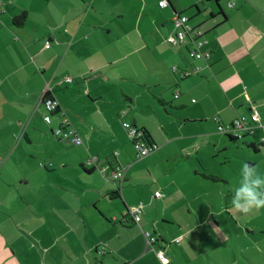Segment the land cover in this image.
Returning a JSON list of instances; mask_svg holds the SVG:
<instances>
[{
    "label": "crops",
    "instance_id": "crops-1",
    "mask_svg": "<svg viewBox=\"0 0 264 264\" xmlns=\"http://www.w3.org/2000/svg\"><path fill=\"white\" fill-rule=\"evenodd\" d=\"M159 1L0 0V264H161L146 249L147 233L171 264H264V208L232 204L245 163L264 177V0H224V21L213 1ZM193 6L199 12L187 13ZM23 10L27 18L15 26ZM181 13L203 25L208 61L192 57L194 38L165 41ZM44 96L58 102L54 123L41 117ZM254 110L260 122L243 131L242 144L219 132ZM64 120L81 144L56 135ZM125 121L145 129L160 164L178 170L148 179L130 164L121 190L107 179L133 152ZM106 142L121 149L107 157L109 168L92 157L104 155ZM47 161L50 171L71 165L86 175L44 191L31 169L47 170ZM10 186L37 223L6 204ZM14 233L29 258L17 255Z\"/></svg>",
    "mask_w": 264,
    "mask_h": 264
},
{
    "label": "built area",
    "instance_id": "built-area-1",
    "mask_svg": "<svg viewBox=\"0 0 264 264\" xmlns=\"http://www.w3.org/2000/svg\"><path fill=\"white\" fill-rule=\"evenodd\" d=\"M167 4L166 0L159 1V6L164 7ZM230 6L233 5V3L229 4ZM2 11L3 9L0 8ZM172 32L165 38V41L168 42L170 45L174 46H181L184 44L187 39L194 38V48L191 51V55L193 58L197 60H204L208 61L211 58V51L207 48H205L207 41L203 40L200 36H202L201 31L198 29V27L194 28L189 21V17L184 14H175L172 17ZM46 48L50 47V43H46ZM173 71L177 70L176 66L172 67ZM201 70V67H197L196 69L190 71L193 73L199 72ZM187 73V72H186ZM67 81H70L68 78ZM177 96V94H176ZM45 108L48 112L53 113L57 110L58 104L54 100L50 99H42ZM45 121L49 122L50 117L45 114L44 115ZM249 120L252 122L250 123ZM260 122V117L257 111H253L250 115V119H247L246 117H240L235 119L231 124L227 125H221L219 127V132L225 135H229L235 138H242L243 131L250 132L253 130L254 125L258 124ZM123 127L128 133V136L132 142V145L134 146L136 150V157L142 158L150 153L154 152L157 149V146L155 143H152L149 138L147 137V133L145 129L130 123V122H123ZM63 127H66V129H62ZM57 136L62 137L63 139H67L72 141L75 144H81L83 142V139L77 134V132L68 126V121L64 120L61 123V126L59 129L55 131ZM116 156V154H113ZM93 161H96V159H92ZM125 171H123V168L117 167L114 170H112L111 174L107 177V179L118 182L119 185L122 184V181L125 177ZM156 196H160V192L155 193ZM141 213V207H137L133 209L130 212L131 220L134 223H138ZM174 241L179 242V239L176 238ZM158 242V238L154 235H150L149 233L146 234V249L147 250H155L157 258L159 259L161 264H171L170 259L168 256H166L164 248L159 246L158 248L154 249V245Z\"/></svg>",
    "mask_w": 264,
    "mask_h": 264
},
{
    "label": "rangeland",
    "instance_id": "rangeland-1",
    "mask_svg": "<svg viewBox=\"0 0 264 264\" xmlns=\"http://www.w3.org/2000/svg\"><path fill=\"white\" fill-rule=\"evenodd\" d=\"M221 3L223 5L224 0ZM193 11H195L194 6L191 9H189L187 13L192 14ZM193 18L194 19L192 20V22L194 20H197L198 19V17H193ZM201 26L203 27V25H201ZM201 26L199 27V29L202 28ZM68 96H69V94H68ZM45 113L50 117V121L49 122L45 121L44 115L41 116V117L43 118V120L47 124H50L51 122L54 123L57 120V113L56 112L50 113V112H48L46 110ZM171 115L173 117L175 116L174 114H171ZM182 132H184V131H182ZM19 141H18V138L16 137L14 143L17 144ZM39 144L40 143H37V145H39ZM129 144H130L133 152L128 155V160L124 163V165L122 167L123 168V171L125 170L124 168H127V173H128L129 167L131 166L130 164H132V170H134L136 172V174L141 175L142 177H146V178L150 179V178H153V175H151V174H153V172H155V173H160L161 172L162 174H165L166 171H167V169L171 170L173 167H175V170H178L179 166H174L172 163H166L165 161H163V162L161 161L162 163L160 164V162L158 161L159 159L157 157V154L160 152L159 151L160 150L159 148H158V150L150 153L149 155L138 159V158H136V151L134 149V146L132 145L131 140H129ZM101 151H102V153L104 155L108 154V152H109V155H107L104 158H103L104 155H102V156L92 155V157H98L99 159H101L108 166V164L106 163L107 157H110L112 160H114L113 157H112L113 153L116 154V156H117L121 152V149L118 147V148H115V149L112 150V149H110L109 144L106 142L104 144V146H103V148H102ZM249 153H251L253 155V153L251 151H249ZM32 154L33 153H31V155ZM40 155H42V154H39V156ZM72 155L73 154H71V155H69L67 157L69 159H72ZM45 165L47 166V170H45L44 167L41 168V169L40 168H37V170H35L34 168L31 169L32 170L31 177L37 178V185L38 184H41L44 191H46L49 188L54 189L53 188V183L54 182H59V181L60 182H63L66 178L75 179V178H80V177L86 175L85 172H84V170L81 167H78V169H75V168L71 167V165H70V167L67 168V170L65 169L66 171H64V168H61V167L60 168L59 167H56L55 170L50 171L49 168L51 167V165H50L49 161H47ZM149 165H151V166L154 167V169H152V171L150 170ZM160 165L163 166V168ZM23 167H24L25 170H27L31 166L29 164H26L25 163L23 165ZM108 168H109V166H108ZM97 172L100 173L99 167H97L96 173ZM129 178H130L129 180L131 181V179H133V176H131L129 174ZM121 186H122V184L119 185V187H118L119 190H121ZM36 188L38 189V187H36ZM43 190H42V192H44ZM9 191L10 192L8 194H9V197L10 196L11 197L10 198L8 196L6 197V199H7L6 204L8 205L10 202H13L15 204L17 203L21 208H24L25 209V212H24L23 216L21 217V220H24L27 224H31V223H34L35 224V223H37L35 221V215H34L33 207L32 206H27V205L21 204L17 200V197L19 195L11 188V186H10ZM32 195L34 197V194H32ZM29 200H32V197L31 196L29 197ZM40 214H41V211H40ZM41 234H43V233H41ZM16 235H19V234L14 233V235H12V237H10L9 239L11 240V243H13V241H16L17 240V244H18V246H20V247H18L17 245L15 246L16 247L17 255L18 256H21V257H24V258H29L27 256V253L24 254V251L26 249V246L24 247V244L20 241V238H18V239L17 238L12 239ZM44 236L46 237V235H44ZM17 263H19V258L16 259V264ZM49 263L50 264H53L52 261L49 262Z\"/></svg>",
    "mask_w": 264,
    "mask_h": 264
},
{
    "label": "clouds",
    "instance_id": "clouds-1",
    "mask_svg": "<svg viewBox=\"0 0 264 264\" xmlns=\"http://www.w3.org/2000/svg\"><path fill=\"white\" fill-rule=\"evenodd\" d=\"M232 204L243 212L252 208H264V177L246 163L243 165L242 178L239 187L235 189Z\"/></svg>",
    "mask_w": 264,
    "mask_h": 264
},
{
    "label": "trees",
    "instance_id": "trees-1",
    "mask_svg": "<svg viewBox=\"0 0 264 264\" xmlns=\"http://www.w3.org/2000/svg\"><path fill=\"white\" fill-rule=\"evenodd\" d=\"M206 1H213V3L216 5V8L218 9V13L217 14H219V15H221L222 16V18H223V21L226 19V16H225V14H224V12L222 11V7H221V1L222 0H206ZM194 8L197 10V12H199V8H198V6H194ZM212 17H213V15H211ZM26 18H27V12L26 11H21L18 15H16L12 20H13V24L15 25V26H22L23 24H24V22H25V20H26ZM190 21V20H189ZM196 28V27H195ZM64 81H65V79H64ZM63 81V82H64ZM66 82V81H65ZM67 82H69V81H67ZM44 98L45 99H50V100H54V101H56L55 99H53V98H48L47 96H44ZM57 102V101H56ZM57 104H58V102H57ZM56 113H59V106H58V108H57V110L55 111ZM54 113V112H53ZM245 136H243L242 138H235V137H232V136H228V138H229V140L233 143V144H242V139L244 138ZM248 147H250V148H252L254 151H256L257 150V147L255 146V145H248ZM203 175V177H205V178H208V179H210V180H212V181H219V180H221V178L219 177V176H217V175H212V174H202Z\"/></svg>",
    "mask_w": 264,
    "mask_h": 264
}]
</instances>
